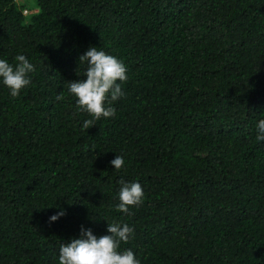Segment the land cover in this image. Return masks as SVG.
<instances>
[{
    "label": "trees",
    "instance_id": "trees-1",
    "mask_svg": "<svg viewBox=\"0 0 264 264\" xmlns=\"http://www.w3.org/2000/svg\"><path fill=\"white\" fill-rule=\"evenodd\" d=\"M35 2L0 0V59L34 66L16 97L0 80V264H59L112 223L139 264H264V0ZM90 47L128 79L86 130L68 83ZM121 182L144 191L128 213Z\"/></svg>",
    "mask_w": 264,
    "mask_h": 264
},
{
    "label": "clouds",
    "instance_id": "clouds-1",
    "mask_svg": "<svg viewBox=\"0 0 264 264\" xmlns=\"http://www.w3.org/2000/svg\"><path fill=\"white\" fill-rule=\"evenodd\" d=\"M15 66L5 59H0V80L9 90L12 97L30 84L28 74L34 71V66L24 55L15 57ZM80 63L87 65L82 82H69L68 91L76 98L77 110L86 112L92 119L84 121L83 128L89 129L101 117L107 119L115 115L111 105L124 95L121 85L127 81V67L116 57L106 54L97 47H90L79 57ZM119 81L120 83H117ZM57 100L64 99L57 95ZM257 141H264V119L256 125ZM122 156H115L111 165L115 170L124 167ZM122 183L119 191L117 211L128 213L129 208L139 206L144 199V191L138 182ZM65 215L61 210L50 217V222ZM107 235L97 238L91 229H81V236L59 248V264H139L132 250H120L121 243H127L133 230L127 224H107Z\"/></svg>",
    "mask_w": 264,
    "mask_h": 264
},
{
    "label": "rangeland",
    "instance_id": "rangeland-1",
    "mask_svg": "<svg viewBox=\"0 0 264 264\" xmlns=\"http://www.w3.org/2000/svg\"><path fill=\"white\" fill-rule=\"evenodd\" d=\"M18 1L21 4H24L25 7L27 8L26 11L23 12L24 15L29 14L31 11H35L33 9H37L35 0H18Z\"/></svg>",
    "mask_w": 264,
    "mask_h": 264
}]
</instances>
